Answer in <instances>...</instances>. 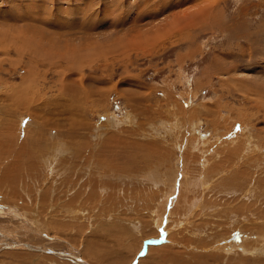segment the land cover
Listing matches in <instances>:
<instances>
[{"label":"rangeland","instance_id":"obj_1","mask_svg":"<svg viewBox=\"0 0 264 264\" xmlns=\"http://www.w3.org/2000/svg\"><path fill=\"white\" fill-rule=\"evenodd\" d=\"M0 151V264H264V0H0Z\"/></svg>","mask_w":264,"mask_h":264},{"label":"bare ground","instance_id":"obj_2","mask_svg":"<svg viewBox=\"0 0 264 264\" xmlns=\"http://www.w3.org/2000/svg\"><path fill=\"white\" fill-rule=\"evenodd\" d=\"M3 143V142H2ZM5 143V142H4ZM3 146V145H2ZM4 147V146H3ZM4 149H5V151H6V149H7V147H4ZM2 152H4V151H2ZM1 151H0V153H2ZM15 152V151H14ZM8 154H9V152H8ZM0 159H1V156H0ZM7 161V160H6ZM16 160H15V158L13 157L12 158V160L10 159V161H9V163L8 164H12L13 162H15ZM2 240V239H1ZM8 242H10V244L8 245V246H10V245H14L15 243H13V241L12 240H9ZM8 242H6V243H4V244H7ZM3 243V242H2ZM21 243V242H20ZM20 243H18V244H20ZM4 244H2L1 246H0V251L1 250H4V249H6V248H8V247H2ZM18 244H17V246H18ZM24 244H26V246H24L23 245V243L22 244H20V245H22V246H24V247H27V248H32V249H34V250H36L35 248L36 247H38V248H42L41 246H31V244H28V243H24ZM43 249H45L46 250V248H43ZM48 250H52V251H54V252H58V253H60V252H64V253H66L65 255H62L64 258H68V259H73V260H75V262L76 263H78V264H89L87 261H85L84 259H82V257L80 256V255H76L75 253H71V252H67V251H58V250H53V249H48ZM38 251H40V250H38ZM44 253H47V254H52V255H56V256H60V255H57V254H53V253H49L48 251H43Z\"/></svg>","mask_w":264,"mask_h":264},{"label":"water","instance_id":"obj_3","mask_svg":"<svg viewBox=\"0 0 264 264\" xmlns=\"http://www.w3.org/2000/svg\"><path fill=\"white\" fill-rule=\"evenodd\" d=\"M147 241H149V240H147ZM147 241H144V242H147ZM23 245L26 246V244H24V243H23ZM2 247H8V245H7V244H4ZM35 249H36V250H40V251H48L49 253L57 254V255H60V256L66 254V253H64V252H60V253H58V252H54V251H52V250H48V249L45 250V249H43V248H38V247H36Z\"/></svg>","mask_w":264,"mask_h":264}]
</instances>
